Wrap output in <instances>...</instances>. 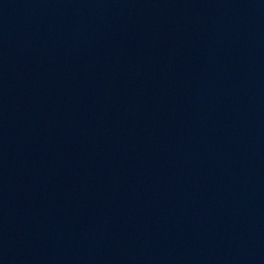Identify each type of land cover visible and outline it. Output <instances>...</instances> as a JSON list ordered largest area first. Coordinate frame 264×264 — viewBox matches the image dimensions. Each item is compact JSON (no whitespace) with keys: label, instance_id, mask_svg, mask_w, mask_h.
Here are the masks:
<instances>
[{"label":"water","instance_id":"water-1","mask_svg":"<svg viewBox=\"0 0 264 264\" xmlns=\"http://www.w3.org/2000/svg\"><path fill=\"white\" fill-rule=\"evenodd\" d=\"M0 264H264V0H0Z\"/></svg>","mask_w":264,"mask_h":264}]
</instances>
